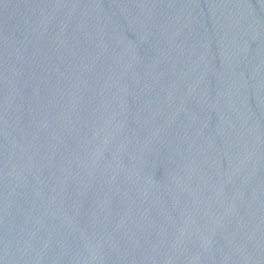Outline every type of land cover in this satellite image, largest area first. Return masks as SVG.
Here are the masks:
<instances>
[{
    "label": "water",
    "instance_id": "obj_1",
    "mask_svg": "<svg viewBox=\"0 0 264 264\" xmlns=\"http://www.w3.org/2000/svg\"><path fill=\"white\" fill-rule=\"evenodd\" d=\"M0 264H264V0H0Z\"/></svg>",
    "mask_w": 264,
    "mask_h": 264
}]
</instances>
